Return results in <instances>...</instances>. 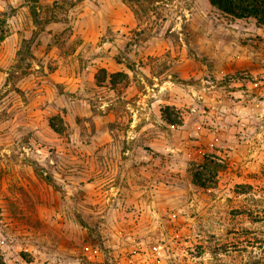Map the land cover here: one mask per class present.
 <instances>
[{
    "label": "rangeland",
    "instance_id": "obj_1",
    "mask_svg": "<svg viewBox=\"0 0 264 264\" xmlns=\"http://www.w3.org/2000/svg\"><path fill=\"white\" fill-rule=\"evenodd\" d=\"M85 42L81 72L127 73L71 91ZM0 256L264 264V27L209 0H0Z\"/></svg>",
    "mask_w": 264,
    "mask_h": 264
},
{
    "label": "trees",
    "instance_id": "obj_2",
    "mask_svg": "<svg viewBox=\"0 0 264 264\" xmlns=\"http://www.w3.org/2000/svg\"><path fill=\"white\" fill-rule=\"evenodd\" d=\"M209 2L213 8L225 17L237 20L252 19L256 21L258 26L264 27V0H209ZM32 14L36 18L38 13L34 11Z\"/></svg>",
    "mask_w": 264,
    "mask_h": 264
},
{
    "label": "crops",
    "instance_id": "obj_3",
    "mask_svg": "<svg viewBox=\"0 0 264 264\" xmlns=\"http://www.w3.org/2000/svg\"><path fill=\"white\" fill-rule=\"evenodd\" d=\"M86 45V42L83 43L82 45H80L79 47L77 46V50L75 52H73L68 58L70 61L69 63L74 64L73 66L77 67V68H71L68 72H67V80L72 81L73 83L70 85L71 91L74 90H79L81 87V83L83 82V75L81 73H85L88 72L89 74H93V76L95 75V73L100 69V68H106V70L110 71V72H116V71H126L127 73V69L124 68V64L122 63H118L115 61H110L109 62V66H107L106 64H102L101 63V67H96V65L92 66V68H85L82 72L80 71V67H79V60L82 59L83 57V46ZM63 58H65L64 56H62ZM62 57H58V61L62 62L63 59ZM72 66V67H73ZM80 69V70H79ZM112 69H116V70H112Z\"/></svg>",
    "mask_w": 264,
    "mask_h": 264
}]
</instances>
